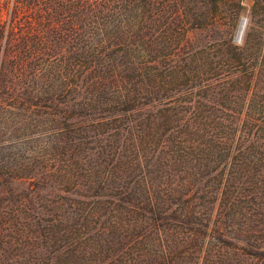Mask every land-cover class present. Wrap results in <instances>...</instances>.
<instances>
[{
    "label": "trees",
    "instance_id": "obj_1",
    "mask_svg": "<svg viewBox=\"0 0 264 264\" xmlns=\"http://www.w3.org/2000/svg\"><path fill=\"white\" fill-rule=\"evenodd\" d=\"M250 1L237 44L222 21L242 0H0V126L42 116L57 151L23 168L50 182L38 208L0 161V264H264Z\"/></svg>",
    "mask_w": 264,
    "mask_h": 264
},
{
    "label": "rangeland",
    "instance_id": "obj_2",
    "mask_svg": "<svg viewBox=\"0 0 264 264\" xmlns=\"http://www.w3.org/2000/svg\"><path fill=\"white\" fill-rule=\"evenodd\" d=\"M242 1V5L235 6L232 14L227 12L225 14V18H223L222 21L223 26H226L228 29L227 32L229 35L227 36L231 37L232 40L237 44H239L243 38V35L240 39H237L236 37L239 24L243 18L247 19L251 4L250 0ZM236 12L237 14L239 13V15L235 20H232V17ZM219 37L220 35L217 33L215 35V40ZM42 120V116L40 117L39 115L29 112H18L16 117L8 114L6 119L2 120L0 126V138H6L4 132L6 136H10V138L8 141H1V143H3L1 146L4 148V150L0 152V161H8V165H12L15 162L19 164L18 166H20V170L17 171V174L19 175H25L26 171H24L23 168L27 162L29 163L36 161L37 164H41L45 158H48L47 160L51 162L55 161L54 157H56L57 151L53 146V138L51 135H49L52 129L50 125H47L49 123L48 120L45 122ZM41 170L42 168H38L36 172ZM25 176H27V174ZM34 182H36V180L33 177L31 179L27 176V178L13 180L12 184L18 189H23L25 192H27L26 204L28 207L36 206L38 208V205L42 203L43 196L50 198L48 194H46V192L49 193L48 189H44L45 187H43V185H46L50 182H48V180L45 181L40 179L38 182L41 185L37 189L36 186L33 187ZM51 182L53 183L54 180ZM51 190L52 193H54L55 189L53 190L51 188ZM37 216L38 215H35L30 211L27 215L26 227H28L27 224L29 222L35 223Z\"/></svg>",
    "mask_w": 264,
    "mask_h": 264
},
{
    "label": "water",
    "instance_id": "obj_3",
    "mask_svg": "<svg viewBox=\"0 0 264 264\" xmlns=\"http://www.w3.org/2000/svg\"><path fill=\"white\" fill-rule=\"evenodd\" d=\"M242 21H243V24H244V25H243V28H242L240 34L237 33V36H236L237 39H240V38L242 37V35H243V33H244V30H245V26H246L247 19H246V18H243Z\"/></svg>",
    "mask_w": 264,
    "mask_h": 264
},
{
    "label": "bare ground",
    "instance_id": "obj_4",
    "mask_svg": "<svg viewBox=\"0 0 264 264\" xmlns=\"http://www.w3.org/2000/svg\"><path fill=\"white\" fill-rule=\"evenodd\" d=\"M243 21H241L240 22V24H239V27H238V31H237V33H239L240 34V32H241V30H242V28H243Z\"/></svg>",
    "mask_w": 264,
    "mask_h": 264
}]
</instances>
